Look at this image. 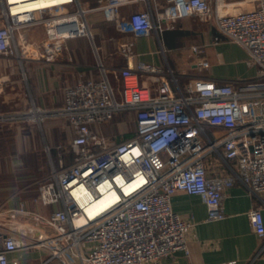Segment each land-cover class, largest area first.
Returning <instances> with one entry per match:
<instances>
[{"label": "built area", "instance_id": "built-area-1", "mask_svg": "<svg viewBox=\"0 0 264 264\" xmlns=\"http://www.w3.org/2000/svg\"><path fill=\"white\" fill-rule=\"evenodd\" d=\"M42 1L0 0V56L23 57L35 48L51 61L66 39L91 36L85 15L99 9L118 31L135 37L159 36L187 16L211 22L214 40L225 38L243 47L257 74L235 81L197 77L180 86L171 70L161 74L150 63L128 62L116 73L118 83L102 69L98 79L66 86L59 109L31 106L0 114V120L37 122L50 114L63 116L74 133L71 163L63 165L60 157L59 168L52 167L38 186L40 203L55 208L47 215L22 206L11 211V217L30 214L51 234L45 231L25 242L0 232V264H8L10 252L35 246L50 249L44 262L56 258L62 264H73L68 253L80 264H145L179 250L187 254L192 223L172 209L175 192L198 195L207 220L224 217V190L236 183L256 196L264 192V0L232 12L225 0H165L156 16L145 0L144 9L125 17L119 8L133 0ZM36 25L43 26L45 36L28 43L23 30ZM132 47L131 41L119 44L127 60L133 57ZM190 50L201 53L203 46ZM206 65L203 59L198 62L201 68ZM152 74H159L154 92L139 80ZM122 113L133 115L131 136L110 141L99 133L100 126ZM208 157L223 173L207 174ZM103 195L105 205L93 206ZM248 219L253 231L264 236L261 209H250Z\"/></svg>", "mask_w": 264, "mask_h": 264}, {"label": "crops", "instance_id": "crops-1", "mask_svg": "<svg viewBox=\"0 0 264 264\" xmlns=\"http://www.w3.org/2000/svg\"><path fill=\"white\" fill-rule=\"evenodd\" d=\"M148 1L154 16L165 4V0ZM255 3L256 0H228L227 5L234 11L253 8ZM145 7V0H133L120 6L119 14L125 17ZM85 20L91 36L66 39L63 49L51 61L40 57L35 48L23 57L0 56V114L11 113V107L18 111L31 106L47 111L59 109L66 86L79 79H98L102 69L118 83L116 73L128 62L150 63L161 74L171 70L180 86L197 77L235 81L257 74V66L247 63L243 47L225 38L214 40V25L196 16L179 19L174 28L162 30L159 36L152 32L138 37L118 31L99 9L89 10ZM23 34L28 43L39 42L45 36L41 25L27 27ZM122 41L133 43L131 59L119 51ZM193 45L203 46V51L192 54ZM202 59L207 65L201 68L198 62ZM158 75H141L139 80L154 92ZM16 121L0 120V232L33 242L40 234L51 231L30 214L11 217V211L22 206L30 213L47 215L55 208L37 199L38 181L52 167L59 168L60 157L63 165L71 163L69 140L74 133L63 116L50 114L39 122ZM109 123L113 125L106 136L110 141H121L134 133L131 113L116 115ZM99 129L101 132L103 127ZM211 159L206 160L207 174L223 173ZM171 206L192 223L186 233L188 253L179 250L145 264H264V236L253 231L248 219V211L254 207L261 209L264 218V192L253 195L239 183L226 188L222 200L224 217L218 220L206 219V206L195 194L177 191L171 197ZM49 253L50 249L43 246L19 249L8 254V264H62L56 258L44 262Z\"/></svg>", "mask_w": 264, "mask_h": 264}, {"label": "rangeland", "instance_id": "rangeland-1", "mask_svg": "<svg viewBox=\"0 0 264 264\" xmlns=\"http://www.w3.org/2000/svg\"><path fill=\"white\" fill-rule=\"evenodd\" d=\"M225 2H228V0H225ZM226 8H227V11H228V12H232V10H230V7H227V6H226ZM12 109L18 111V108H14V107H11L9 110H12ZM14 110L11 111V112H16V111H14ZM15 121H16V120H15ZM16 122H17V121H16ZM111 124H112V123H111ZM111 124H110L109 122L103 124V125H102L103 130H102L101 132H99V133L102 134V135H105V137L108 136V134H110V132H111V129L113 128V125H111ZM23 125H25V123H23ZM45 157H46V156H45ZM45 157H44V159H45ZM46 159L48 160L47 157H46ZM48 174H49V171L45 174V177H46ZM40 182H41V180L38 181V186H39Z\"/></svg>", "mask_w": 264, "mask_h": 264}, {"label": "bare ground", "instance_id": "bare-ground-1", "mask_svg": "<svg viewBox=\"0 0 264 264\" xmlns=\"http://www.w3.org/2000/svg\"><path fill=\"white\" fill-rule=\"evenodd\" d=\"M58 0H45V1H42L43 2V5H50V4H53V3H56ZM27 3L29 1H26ZM37 14V12H36ZM106 195H103L101 196L99 199H97V201L95 202V204L93 206L95 207H102L105 205V200H106Z\"/></svg>", "mask_w": 264, "mask_h": 264}, {"label": "water", "instance_id": "water-1", "mask_svg": "<svg viewBox=\"0 0 264 264\" xmlns=\"http://www.w3.org/2000/svg\"><path fill=\"white\" fill-rule=\"evenodd\" d=\"M68 255H69L70 258L72 259L73 264H80V261H79V259H78L77 256H75V255H73V254H70V253H68Z\"/></svg>", "mask_w": 264, "mask_h": 264}]
</instances>
